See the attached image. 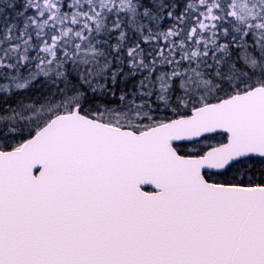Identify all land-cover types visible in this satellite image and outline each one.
Instances as JSON below:
<instances>
[{"label":"snow or ice","instance_id":"snow-or-ice-1","mask_svg":"<svg viewBox=\"0 0 264 264\" xmlns=\"http://www.w3.org/2000/svg\"><path fill=\"white\" fill-rule=\"evenodd\" d=\"M0 264H264V0H0Z\"/></svg>","mask_w":264,"mask_h":264}]
</instances>
